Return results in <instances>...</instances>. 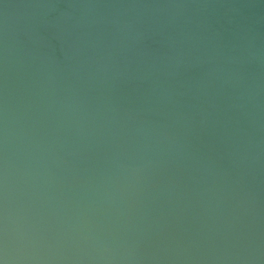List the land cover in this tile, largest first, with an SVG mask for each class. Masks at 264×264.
I'll use <instances>...</instances> for the list:
<instances>
[{"label": "water", "instance_id": "1", "mask_svg": "<svg viewBox=\"0 0 264 264\" xmlns=\"http://www.w3.org/2000/svg\"><path fill=\"white\" fill-rule=\"evenodd\" d=\"M0 264H264V0H0Z\"/></svg>", "mask_w": 264, "mask_h": 264}]
</instances>
